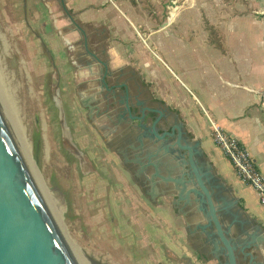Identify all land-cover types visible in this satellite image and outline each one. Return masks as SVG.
I'll use <instances>...</instances> for the list:
<instances>
[{
	"label": "crops",
	"instance_id": "obj_1",
	"mask_svg": "<svg viewBox=\"0 0 264 264\" xmlns=\"http://www.w3.org/2000/svg\"><path fill=\"white\" fill-rule=\"evenodd\" d=\"M62 1L79 26L105 35L103 47L90 45L91 57L122 70L145 104L163 113L165 127L180 124L185 142L199 144L200 167L219 178L242 215L264 227V207L215 145L209 122L211 117L245 145L264 175V0H174L177 7L170 0H49L38 9L54 11ZM54 38L53 47L59 43ZM150 186L160 204L156 223L167 226L155 236L168 244L170 259L190 264L191 243L179 240V227L196 234L191 227L207 225L204 215L174 217L162 203L173 207L183 200Z\"/></svg>",
	"mask_w": 264,
	"mask_h": 264
},
{
	"label": "rangeland",
	"instance_id": "obj_2",
	"mask_svg": "<svg viewBox=\"0 0 264 264\" xmlns=\"http://www.w3.org/2000/svg\"><path fill=\"white\" fill-rule=\"evenodd\" d=\"M43 3L51 2L0 0V82L48 199L83 264H94L92 257L107 264H177L169 258L168 244L155 236L167 227L156 223L159 202L150 199L148 188L141 190L132 165L107 145L78 99L79 85L101 78L98 66L78 65L80 58H92L84 35L60 2L54 11L45 5L41 12ZM59 21L63 24L57 28ZM84 30L89 48L105 45V35ZM51 37L59 41L57 46L49 43ZM97 123L108 126L105 118ZM162 205L179 216L172 204ZM179 228V240L193 244L188 245L190 264H214L198 257L189 231Z\"/></svg>",
	"mask_w": 264,
	"mask_h": 264
},
{
	"label": "water",
	"instance_id": "obj_3",
	"mask_svg": "<svg viewBox=\"0 0 264 264\" xmlns=\"http://www.w3.org/2000/svg\"><path fill=\"white\" fill-rule=\"evenodd\" d=\"M62 3L71 22L83 32L69 13L65 3L63 1ZM170 3L173 7H177L174 0H170ZM85 48L92 55L87 40ZM151 111L160 115L154 123V135L161 141L167 136L175 138V146L179 148V154L175 158L159 159L158 163L153 157L155 155H152L149 157V165L155 168L156 175L161 176L163 181L176 184L180 200H187L191 204L193 197V201L207 221L205 227L215 229L216 236L227 253L228 264H237V248L229 237V231L223 224L222 216L241 217L238 201L231 197L219 178L209 170L200 167L199 144L191 145L185 142V133L181 125L172 123V131L161 137L157 126L164 115L158 110ZM168 148L165 145L160 146L158 154L163 150L168 152ZM186 168L189 169V173L185 172ZM161 169L168 171L170 175L162 176ZM152 183H156L154 179ZM216 192L221 194L219 202L215 199ZM216 247L218 248V245ZM250 247L249 245L248 248ZM91 260L94 264H107L98 257H92ZM0 264H83L48 199L1 102Z\"/></svg>",
	"mask_w": 264,
	"mask_h": 264
},
{
	"label": "flooded vegetation",
	"instance_id": "obj_4",
	"mask_svg": "<svg viewBox=\"0 0 264 264\" xmlns=\"http://www.w3.org/2000/svg\"><path fill=\"white\" fill-rule=\"evenodd\" d=\"M79 62L80 67L87 68L96 65L101 71L99 80L79 85L77 95L81 105L89 112V120L107 141V145L116 149L117 155L125 164L132 165V173L143 192L147 188L151 190L150 182L154 179L160 192L171 195L177 193L173 182L163 181L161 176L156 175L155 168L149 165V157L152 155H155L153 156L155 160H159L175 158L179 154V148L175 146V138L167 136L161 141L154 135V123L160 115H152L151 110L155 109L147 106L139 97V93L133 85L128 83L122 70H111L104 61L98 62L93 57L87 60L80 58ZM82 90L84 93L81 94ZM102 118L106 119L108 126L98 125L97 122ZM166 121L164 117L157 126L161 137L172 131V127L170 129L165 127ZM106 132L108 133L106 137L109 139L104 136ZM162 145L169 147V151L164 152L163 150L158 154V148ZM162 169L161 175L168 177L170 175L168 171ZM184 170L189 173V169ZM149 197L152 199L154 195H149ZM215 199L219 202L221 194L216 192ZM173 208L178 214L190 217V219L194 215L198 217L202 214L193 200L191 204L184 200L180 206L173 205ZM222 221L237 248V264H264V227L262 224L245 215L239 218L223 215ZM205 226L202 224L194 226L196 234L188 228L198 257L214 264H228L227 253L220 244L215 229ZM249 245L250 248H248Z\"/></svg>",
	"mask_w": 264,
	"mask_h": 264
},
{
	"label": "built area",
	"instance_id": "obj_5",
	"mask_svg": "<svg viewBox=\"0 0 264 264\" xmlns=\"http://www.w3.org/2000/svg\"><path fill=\"white\" fill-rule=\"evenodd\" d=\"M209 122L215 145L230 160L238 177L255 191L260 205L264 207V175L257 162L236 137L225 131L211 117Z\"/></svg>",
	"mask_w": 264,
	"mask_h": 264
},
{
	"label": "bare ground",
	"instance_id": "obj_6",
	"mask_svg": "<svg viewBox=\"0 0 264 264\" xmlns=\"http://www.w3.org/2000/svg\"><path fill=\"white\" fill-rule=\"evenodd\" d=\"M0 102H1L2 107H3L6 115H7L8 119H9V121H10V123H11V125H12V127H13V129H14L17 137H18V139L20 140V142H21V144H22V146L24 148V151H25V153H26V155H27V157H28V159H29V161H30V163L32 165L31 149H30L29 145L27 144V141H26L27 138H25L24 131L22 130V128L20 126V122H19L17 116L15 115V113H13L14 111L9 107V105H8L9 102L6 101V95L4 93L3 85H2L1 82H0ZM7 102H8V104H7ZM14 110H16V109H14ZM32 167H33V165H32ZM39 181H40V179H39ZM41 185H42V183H41ZM42 187H43V185H42ZM44 191H45V189H44Z\"/></svg>",
	"mask_w": 264,
	"mask_h": 264
}]
</instances>
